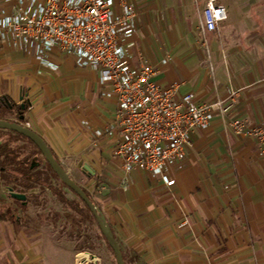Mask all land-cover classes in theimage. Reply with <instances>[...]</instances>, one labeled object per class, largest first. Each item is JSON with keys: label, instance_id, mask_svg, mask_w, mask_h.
I'll list each match as a JSON object with an SVG mask.
<instances>
[{"label": "crops", "instance_id": "1", "mask_svg": "<svg viewBox=\"0 0 264 264\" xmlns=\"http://www.w3.org/2000/svg\"><path fill=\"white\" fill-rule=\"evenodd\" d=\"M125 2L136 11V31L124 41L131 66L146 61L153 81L177 84L178 97L190 93L198 104H227L229 90L240 89L225 116L214 110L209 126L190 134L185 160L167 170L172 185L143 170L126 177L116 133L95 134L111 126L116 101L71 56L53 52L44 64L0 37V97L27 103L21 123L89 194L125 264H264V155L229 126L264 118V0H218L227 18L205 36L197 28L204 0ZM14 3L0 0V14ZM113 9L120 12L117 1ZM4 191L0 204L12 199ZM2 212L0 264H59L60 252L50 247L59 254L49 261L29 221Z\"/></svg>", "mask_w": 264, "mask_h": 264}, {"label": "built area", "instance_id": "2", "mask_svg": "<svg viewBox=\"0 0 264 264\" xmlns=\"http://www.w3.org/2000/svg\"><path fill=\"white\" fill-rule=\"evenodd\" d=\"M12 1L10 11L0 14L1 39L44 64L53 52L71 56L76 66L98 75L106 87L103 96L115 99L111 126L95 134L116 133L113 153L126 177L133 169L143 170L172 185L167 170L185 160L190 134L207 128L214 110L225 116L240 91L230 89L227 104H198L190 93L178 97L177 84L160 86L153 81L155 70L146 61L131 66L124 41L136 31V11L125 0ZM116 1L121 6L118 13L113 9ZM226 18L218 0H204L199 33L216 31ZM229 126L235 135L252 139L264 155V118L253 127L231 119ZM77 259L86 262L84 256Z\"/></svg>", "mask_w": 264, "mask_h": 264}, {"label": "rangeland", "instance_id": "3", "mask_svg": "<svg viewBox=\"0 0 264 264\" xmlns=\"http://www.w3.org/2000/svg\"><path fill=\"white\" fill-rule=\"evenodd\" d=\"M198 2L200 7V1ZM8 117L12 118L9 115ZM18 146L30 147L28 143H19ZM30 150L36 153L34 148L30 147ZM41 159L39 155V160L41 161ZM71 175L75 177L74 173ZM53 182L61 188L57 180L53 179ZM62 190L68 199H76L69 190L63 187ZM34 194L37 202H39L38 205L34 203V198L30 197L23 207L10 199L1 202L0 208L6 213L12 212L15 216L21 217L22 220L29 221L28 224L33 231L42 235L46 244L45 247H48L46 255L50 258L49 261L52 260L53 254H59L50 251V247L53 248L54 246L60 252L59 264H66L68 260L71 264H116L111 250L104 239L99 237L97 225L88 213L84 212V215L79 217L71 211L63 209L49 190L37 189ZM77 233L80 236L77 237ZM87 235L89 240L85 242L84 239H87L85 238ZM83 241L86 243V247H77V243L83 244ZM78 255L84 256L86 262L78 260L77 258L81 257Z\"/></svg>", "mask_w": 264, "mask_h": 264}, {"label": "trees", "instance_id": "4", "mask_svg": "<svg viewBox=\"0 0 264 264\" xmlns=\"http://www.w3.org/2000/svg\"><path fill=\"white\" fill-rule=\"evenodd\" d=\"M22 103H24L25 109L21 112L20 105H15L7 96H1L0 119L8 121L17 120L19 115L24 114L27 108L25 102ZM8 115L12 116L13 119H10ZM19 143H28L31 148L36 150V153L31 152L30 147L22 148L21 146H18ZM39 155L40 154L36 147L25 137L11 131L0 130V186L5 189L11 188L17 193L25 194V203L17 202L22 205L27 204L30 197L34 198V203L38 205L39 202H37L36 197L34 196L35 190H49L56 197L63 209L69 210L79 217H82L84 212H86L92 221L96 223L86 205L73 192L72 193L76 199L70 200L67 198L65 192L62 190V187L65 189L67 188L57 179L43 158L41 157V161L39 160ZM35 163H37V165H35ZM53 179L57 180V183L61 186V188L54 184ZM82 190L91 200L86 190L83 188ZM2 211L3 210L0 208V220L5 218ZM98 235L103 238L99 231ZM78 236L80 235L77 233V237ZM85 238H87L84 239L85 242L86 240H89L88 235ZM85 242L83 241V244L77 243V247H86ZM111 253L113 254L112 250Z\"/></svg>", "mask_w": 264, "mask_h": 264}, {"label": "water", "instance_id": "5", "mask_svg": "<svg viewBox=\"0 0 264 264\" xmlns=\"http://www.w3.org/2000/svg\"><path fill=\"white\" fill-rule=\"evenodd\" d=\"M22 99V97H21ZM27 105V103H25ZM21 112L24 111L25 105L24 103L20 104ZM24 119V115L20 114L17 120L8 121L4 119H0V130L11 131L17 133L26 139H28L38 150L40 156L47 163L51 171L55 174L57 179L71 192H73L88 208L90 214L94 217L96 225L99 229L100 234L103 236L104 240L112 250L114 254V259L116 264H125L121 250L114 239L113 233L106 223L105 217L101 213V211L96 207V205L86 196L82 188L76 184L68 172L59 164V162L53 156L51 150L43 141V139L30 130L28 127L23 125L21 122ZM37 165V163H35ZM83 168L93 174V171L87 165H84ZM5 192L8 196L16 201L25 203L26 196L22 193H17L13 191L11 188H6Z\"/></svg>", "mask_w": 264, "mask_h": 264}, {"label": "flooded vegetation", "instance_id": "6", "mask_svg": "<svg viewBox=\"0 0 264 264\" xmlns=\"http://www.w3.org/2000/svg\"><path fill=\"white\" fill-rule=\"evenodd\" d=\"M20 203H22V202H20Z\"/></svg>", "mask_w": 264, "mask_h": 264}]
</instances>
